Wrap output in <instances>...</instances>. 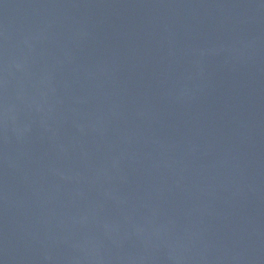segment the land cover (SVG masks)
<instances>
[{
  "label": "water",
  "instance_id": "obj_1",
  "mask_svg": "<svg viewBox=\"0 0 264 264\" xmlns=\"http://www.w3.org/2000/svg\"><path fill=\"white\" fill-rule=\"evenodd\" d=\"M0 264H264V0H0Z\"/></svg>",
  "mask_w": 264,
  "mask_h": 264
}]
</instances>
